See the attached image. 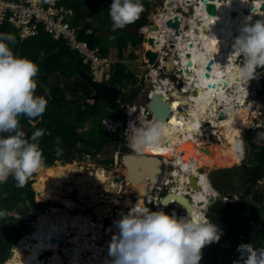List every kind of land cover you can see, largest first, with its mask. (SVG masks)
<instances>
[{"label":"clouds","instance_id":"9594fccd","mask_svg":"<svg viewBox=\"0 0 264 264\" xmlns=\"http://www.w3.org/2000/svg\"><path fill=\"white\" fill-rule=\"evenodd\" d=\"M168 1L171 0H164V6H166V3ZM242 2L249 3L248 0H242ZM253 2L255 4H259L260 8L262 5H264V0H253ZM176 4L177 7H175L174 9L176 14L183 15L187 18L189 13L184 9L186 5H183L178 1H176ZM196 5L197 4L193 3L192 5H189L188 9L192 13H194ZM178 8L180 10H177ZM252 8L253 14L264 15V13H261L259 10H257V8L253 6ZM108 10L110 19L112 21L113 32L118 29H124L127 25L134 24L137 20L140 19L141 14L145 11L142 0H112V3L110 4ZM169 12L170 9L166 8L161 13L168 15ZM152 14H149V17H147L149 21L148 25L142 27L139 31V34H144V42L141 46H143L147 42V32L151 31V27L154 25V23H159V21H157V18L161 15L159 14L157 16V14H155V19H152L150 18ZM89 17L91 16L88 15L87 19ZM75 18L73 19V22ZM169 18L171 17L168 16L165 21H167ZM247 19L251 20V16H249ZM86 23L88 24L87 21ZM0 24H2L1 21ZM2 25L6 27L11 26L20 37L19 31L14 28L8 20H6L5 24ZM171 31L173 32V30ZM159 32H162V29H160ZM32 37H29L26 40ZM112 38L115 39V37ZM174 38H176L175 35H171L169 41L173 42ZM156 39L159 40V38ZM26 40L21 41L23 42ZM15 42L16 37L14 34L0 33V133L7 134L0 138V184L6 183L8 181V178L11 176L16 181V187L23 188L26 185L28 179L34 173L45 167V157L39 147V138L45 134V130L37 129L33 132L30 138H26L25 132L20 130V117L24 116L29 119L41 117L46 110L48 100L44 96L36 95L37 81L35 78L40 71L39 66L35 62L25 57H19L15 55L12 48L10 47V45H14ZM166 47L167 45H164L162 50H157L159 55L162 53H165L167 55ZM233 49V55L242 58V62L237 66L235 75L238 77L239 81L242 84L246 85L248 81L256 78L258 69L264 68V20H257L253 25H246L245 27H243L241 30V34L234 41ZM103 52L106 53L105 50ZM142 53L144 54V52ZM168 59L169 56L166 58V60ZM145 64L148 67L149 63L146 58ZM82 65L88 70V76L96 81L102 82L100 78L95 79L94 77H92L89 68L83 63ZM157 67V64L153 66V68ZM148 69L149 68L146 69L145 66V71ZM163 69L166 73L161 71V73L158 74V81H156V79L153 77V81H156V86H162L159 79L166 78L171 81V79L168 77L170 73L171 75H173L177 72L176 78H179L178 73L181 71L180 69H177L176 71L170 73L167 72L166 67H164ZM112 73L113 69L111 68L109 79H111ZM135 77L138 78L136 74ZM109 79L106 80L103 77L104 82L102 83L112 86L107 83ZM178 80H176V82L174 83L175 87L172 91L166 89V92H168L167 94L169 95V103L174 100L173 96L170 95H172L173 91L177 90V88H179L181 94H186L182 86L179 85ZM139 81L144 82L145 85V88L142 92L145 94L144 97L146 101L144 102V104L147 106V104L151 100L152 94L154 92H157L154 90L155 88L153 87V84L151 82L138 79L134 86L127 85V88L120 89L117 86H113L117 87L119 90L117 109L120 108L121 112L119 117H114V112L117 111V109L115 111L111 110V117L109 119L104 118L102 120V124L107 132L111 135H114V140H118V138L124 137L122 145H126L127 149L129 146V148L135 153H143L149 148L158 146L161 143L163 137L167 134L166 126L159 123L139 127L134 125V120L133 124L127 123L126 113L132 107H136L139 112L142 111L141 106L139 107L137 104H131V100L136 98V96H130L131 94H133H130V90H135L136 88H138ZM169 88L171 87L169 86ZM139 91L140 90H138L137 92L138 94ZM228 91L229 90L226 89L227 93ZM260 91L253 92V94H256ZM169 92L171 93L169 94ZM250 94L251 90L249 95ZM249 95H247L246 101H248V103H252L248 99ZM124 98L126 100H124ZM176 99H179V97H177ZM90 100L92 101L91 97L88 101ZM217 110L218 112H220L223 110V108H217ZM220 117L225 118L227 117V115L223 114L221 116L220 114ZM104 120H110L113 126H116L114 130H108L103 122ZM153 120L154 119H152V121ZM201 132L207 134V130L205 129V127L202 128ZM118 142L119 145L117 148H119V146L121 145V141L118 140ZM56 143L57 145L60 144L59 137H57ZM55 151L57 155H62L61 148L57 147ZM235 152L238 154L240 159L244 158L245 143L242 139L235 142ZM161 159L163 161V168L165 170V163H168V161L164 158ZM119 161L121 163V158ZM124 170L126 169L124 168ZM125 181L127 184L130 183L126 180V176ZM172 184L173 183H171L170 186L167 187V190H172ZM213 190L215 191L216 195L220 194L214 188ZM34 193L36 197V192L34 191ZM155 194L156 189L154 188V191H148L147 195H151V199H153ZM100 195L110 196L119 202L116 193L109 194L106 192ZM230 199L236 201L238 200V197L231 198L230 196ZM134 200L138 201L139 199L134 197ZM101 204L102 203H100V205ZM148 204L157 206L156 211H151L142 202H137L126 215L122 216V219L114 222L115 226L119 230V234L111 236L112 241L109 245V255L113 257L112 264H199L202 258V249L207 245L218 242L222 237L219 226L215 223H212L209 217V213L205 214L207 216L206 218L204 215H201L199 213L193 215L192 212H189L188 215H186L183 210L185 216L178 217L174 213L176 209L172 212L171 215L165 214L164 211L159 210L160 208L158 207V205H160V202H155L154 199L151 200V202H149ZM207 205L211 206L212 203H207L206 206ZM177 207L178 205H176V208ZM48 211H50V209H48ZM9 213L6 214L5 212L0 211V218L4 217L5 215L18 218L16 215H13V211H11L10 215ZM37 217L39 216H36V218ZM42 217L43 216H40L39 219ZM37 222L38 218L36 220L33 219L31 223H29V226L33 227L35 231L38 229ZM60 224H62V222ZM25 236H27V233H25L16 244H20ZM16 244L13 246L14 248L19 246H16ZM237 251L240 253V259L243 264H264V248H254V246L249 243L239 245ZM44 255L48 257L52 255V257H54L53 251L42 252L41 264H44L43 258H46L43 257ZM59 255L65 257L64 251L62 249L59 251ZM66 258L67 256L65 257V259ZM108 259L110 260L111 258L108 257ZM9 260L10 258L8 259V261Z\"/></svg>","mask_w":264,"mask_h":264},{"label":"bare ground","instance_id":"6f19581e","mask_svg":"<svg viewBox=\"0 0 264 264\" xmlns=\"http://www.w3.org/2000/svg\"><path fill=\"white\" fill-rule=\"evenodd\" d=\"M172 1H175L174 8H169L170 12L168 15L161 13L160 20L165 21L168 16L173 18L175 15H178L174 10L175 7H177L176 1H178L183 5L185 4L186 6H183L184 9L191 14H189L190 16H188L186 20L188 28L181 26L182 33L176 37L177 40L175 43H173L174 41H169V37L165 32L166 30L164 31L160 28L162 29V32L151 31L147 34L149 35L148 37L153 39L159 38V41H157L158 43L155 48L152 47V45H149V43H145V49L147 48L146 50L151 51L159 49L162 50L164 45H167L170 46L169 48L172 50L176 46L179 51L178 56L182 62L180 66L182 65V69H186V71L181 70L178 73L179 78L182 77V80L184 81L182 83V88L186 94L181 97V99H174L170 102L172 113L167 120H153L151 122V119L148 117L145 118L146 125L155 123L165 125L167 128V134L163 137L161 142H165V138L170 137L171 144L169 147L165 148L163 144H159L154 148L147 149L145 151L146 153L143 154L155 155L158 157L162 154L174 156L175 162H178L180 165V170L193 173L200 180V193L195 194V202L197 204H207L209 197L216 194L210 185L208 176L205 173H200L197 166L203 165L206 167H212L213 165L225 162L231 165H235L237 162L240 163L242 159H240L238 154L235 152V142L240 140L242 130L245 127H253V119L260 116L263 117L262 123H264V105L261 102H259L256 107H253L254 105H252L250 108H240L239 106H236V114L234 115L232 113L235 104H243L247 95L250 93V81L244 85L235 75L238 66L237 62L240 57L233 55L234 41L241 34L243 27L246 25H253L255 23L254 18L256 16L264 18V15L253 14V12L249 10V5L251 3H243L242 0H216L215 3L220 13L213 17H210L207 13H205L204 3H200L199 0ZM185 1H189V3L186 4ZM193 3L197 4L194 13L188 9L189 5H192ZM255 5L257 10L263 13V9L260 8V5ZM232 10H237L239 12V16L235 20L230 17V12ZM162 16H164V19H162ZM249 16H251V20L247 19ZM233 25L235 26L234 32L231 30ZM204 27H207L205 31ZM171 35L175 34L171 31L170 37ZM170 50L168 49V51ZM186 53H189L191 57L188 58ZM172 57H174V55ZM212 59L215 64L211 68V71H209L207 70L206 65ZM163 61L167 60L163 59ZM153 77L156 81H158V73L154 74ZM174 83L175 82H171L170 80L165 81V87L161 89H159L157 85L154 89L157 91L155 93H160L168 100L169 95L165 92V90L169 89V86L172 87V84ZM226 89L229 90L228 93L226 92ZM174 93H176V91L173 92V94ZM240 95L242 97H240ZM221 100L222 102H220ZM180 102L185 103L183 105ZM220 104H222V106ZM173 105H175V107H173ZM176 107L183 108H181V110H176ZM217 108H223V110L220 111V114H225L224 112H226L229 117H225L227 119H223L221 117L223 120L218 119L219 114H216L218 111ZM147 109V106L143 108L141 107V110L147 111ZM136 112L138 115V110ZM134 118L135 108L132 112L130 109V114L127 117V123L130 124L131 119L133 120ZM191 118L194 120H191ZM173 120L175 121V124L172 123ZM174 126H180L179 130H176ZM204 127L211 135H215L220 132L224 135L222 148H203L204 144L201 143L198 136L203 134L201 130ZM183 152L184 155L181 154ZM41 170L43 172L40 177L41 190L37 195V201L58 202L62 204L65 209H58L56 207L49 208L50 211L48 214L43 216L41 221L38 223V229L32 233V235L30 234L26 236L20 242L17 247V252H14L13 257L6 264H30L34 257L39 256L40 252L48 248L47 246H43L42 242H44L48 237H52L53 234L54 238L59 237L58 234H61L63 231L64 234L67 235V239L72 235V231L75 234V237L70 239V242L74 245V247L70 249L73 251V255L69 264H80V262L87 264V260L82 257L88 254L90 250H92L93 255H91L92 259H90V263H88L98 264L95 259V249L98 248V246H95V241H100V230L103 229V225H98L99 222L94 223L91 221L90 224H88V222L85 223L84 221L88 220L86 216L82 217L81 215H78L73 219L70 218V212L67 211V209L73 206V201L63 197L60 189L63 183L69 182L72 175L80 173L81 169H77L76 165H62L60 163L57 167H44ZM124 174L127 176V170ZM174 176L178 177L176 179L178 186L183 185V181L187 180L186 177H181L176 171L174 172ZM75 181L76 184L80 186L81 191H86L88 190L89 184H92V182H94V188L97 187L98 184L102 186L104 178L100 177L94 179V177L90 175H81ZM132 186L134 187V194H138V201L129 204L125 200V202H118L116 200L106 198L104 200H100L99 206L95 209L99 217L98 220L100 221L103 219L104 215H107L108 217L112 216V212H114L113 205L118 207V216H116L115 220L113 218L111 222V226H114V228H112V230H114L113 235L119 234V230H116L117 227L114 222L122 219L120 218V213L123 215L127 214L125 207L129 206V209H131L137 202H142L145 205V202L149 199V197H146L148 196L147 194L149 191L148 181H142L140 183L135 182ZM151 198L152 196L150 195V199ZM100 203H104V205H100ZM158 207L161 208V204L158 205ZM162 208L164 209V207ZM181 209L183 210L182 207ZM50 213L52 214L50 215ZM182 215L185 216L184 212H182ZM193 215H196V212ZM204 216L207 218L206 215ZM61 222L62 224H60ZM39 230L45 231V234L43 233L40 235ZM46 236L47 238L44 239ZM27 240H32L31 243L35 242V245L26 246L25 243ZM83 241L86 243L92 242L94 245L90 244L89 248L85 249L84 246L86 245L83 244ZM59 243L50 244L52 250L56 252L54 257L51 258L55 264H59V262H61L59 261L60 259L58 254ZM82 244L84 246H82ZM100 250L101 249L99 248L98 252H100ZM102 251L103 257L97 258L102 264H112V262H109V260L107 261V259L108 257L113 259V257H111L108 252L105 255L104 248H102ZM65 256L68 257V254L66 253Z\"/></svg>","mask_w":264,"mask_h":264},{"label":"trees","instance_id":"16d2710c","mask_svg":"<svg viewBox=\"0 0 264 264\" xmlns=\"http://www.w3.org/2000/svg\"><path fill=\"white\" fill-rule=\"evenodd\" d=\"M57 2L76 12L73 24L79 28V38L87 41L90 47L98 45L103 29L112 28L109 27L112 21L108 10L112 0H57ZM153 2L154 0H142L145 11L140 19L124 29L116 30L121 55L128 46L139 48L144 42L139 31L149 23L147 17L150 9L154 7ZM101 12L104 19L103 25L99 28H93L86 23L88 15L98 20ZM40 30L38 35L21 43L18 41L17 32L11 26L0 24V33H12L16 37L15 44L10 45L14 54L25 57L39 66L40 71L35 78L36 95L44 96L48 100L41 117L29 119L21 116L20 125L26 127V138H30L37 129L45 130V134L39 138V147L45 157V164L49 166L65 158L72 160L73 155L68 157L69 149H77L79 154L96 157L103 145L107 144L110 138L114 139V135L109 134L102 124L105 118L103 111L110 107L104 101L89 103L93 89L79 75V72L85 74L88 72L82 61L70 51L64 41L55 42L44 32L43 27H40ZM132 56L135 57L134 54ZM53 77H56L55 83L51 80ZM61 79L65 81L64 85H61ZM137 81L135 74L129 71L125 64L119 62L107 83L127 88V85L134 86ZM262 85L264 86V71ZM135 90L131 97L137 96L138 90ZM120 112L118 108L114 112V117H119ZM89 123L90 128L86 129ZM57 137L60 138L59 145L56 143ZM118 140L123 142L124 137ZM112 142L114 141L110 143ZM57 147L62 149V155L56 154ZM253 148L249 161L238 167L221 168L224 170L217 169L210 173L214 174L210 179L212 187L220 194L228 193L231 198L238 197L239 202L214 203L210 206L209 217L221 230V244L218 248L205 246L199 264H243L237 251L239 245L251 243L254 248H264V185L260 184L264 181V146L253 145ZM33 176L34 174L23 188L16 187V181L11 176L6 183L0 184V197L7 201L8 211H14L13 203L16 199L30 202L38 210L46 206L35 203L36 197L31 180ZM35 188L37 195L40 189L39 181ZM29 211L28 206L23 209L27 215ZM174 213L178 217L183 216L180 212ZM171 214L172 211L168 215ZM25 230L26 224L19 218L8 215L0 218V264L8 261L12 247L23 237Z\"/></svg>","mask_w":264,"mask_h":264},{"label":"rangeland","instance_id":"374dc122","mask_svg":"<svg viewBox=\"0 0 264 264\" xmlns=\"http://www.w3.org/2000/svg\"><path fill=\"white\" fill-rule=\"evenodd\" d=\"M248 2L251 3V0H248ZM153 3H154V7L152 9H150L149 14L155 13L158 16L161 12H163V10L166 9V6H164V0H154ZM177 10H180V9L178 8ZM149 14H148V17H149ZM178 15L180 17H182L181 26H184L185 28H188V26L186 24V22H187L186 20H187L188 17L186 18V17H184V16H182L180 14H178ZM103 16H104L103 12H101L99 18L100 19H104ZM188 16H190V15H188ZM257 20H264V18L261 17V16H256L254 18V22H256ZM128 34H129V32H128ZM169 39H170V36H169ZM18 41L22 43V41H21V39L19 37H18ZM144 45L141 46L143 48L139 47L136 50H137V55L145 62L144 54H142V52H144V50H146ZM167 47H166V50H167V53H168L167 55H169L168 49L170 50V48H169V46H167ZM141 50H142V52H141ZM109 55L112 58L113 55H118V51L117 50H114L112 52L109 51ZM140 58H138V59H140ZM120 61H121V59H120ZM136 62H138L139 64L141 63L140 60H137ZM241 62H242V58L240 57L238 62H237L238 65ZM145 66H146V69H147V65L144 63V65H142L140 71H138V74H137L138 76L140 75V73H144L145 72ZM110 67L112 68L113 64H111ZM263 71H264V68L258 69L256 78H254V79H252L250 81L251 94L249 95L248 99H249L250 102H253L255 104V107L257 106V104L259 102H261L264 105V86L262 85V81H261V77H262ZM176 73H174L173 75H171V73H170V75H168V77L173 82H176V80L179 79L178 80V81H180L179 85H181L184 81L182 80V77L181 78H176L177 77ZM87 74H89V73L87 72ZM164 76H162V77H164ZM100 79L102 80V82H104L103 81V77L100 78ZM51 80H53V82L55 83L56 82V77H53ZM64 83H65V81L61 79V85H64ZM144 88H145V85L143 84V82L139 81L138 82V88H136L137 90H140L139 94L136 96V98L131 100V104H137L139 107L141 106L142 108L146 106L144 104V102L146 101V99L144 97L145 94L142 92ZM146 89H147V87H146ZM130 91H131L130 92V94H131V93H134L136 90L135 91L134 90H130ZM175 91H176V93H174L175 95H173L174 99H176L177 97H179L181 99V97H183L185 95V94H181L180 93L179 88H177V90H175ZM257 91H260V92H258L256 94H253V92H257ZM101 102H103V101H101ZM220 102H222V100ZM89 103H93V100L92 101L90 100ZM180 103L184 105L185 102H180ZM220 105L222 106V104H220ZM252 105H253L252 103H248V101H246V100H244L243 104L236 103L234 109L232 110V113L234 115L236 114V111H237L236 106H239L240 108H250ZM134 108H136V107H132L131 108V112L133 111ZM181 108H183V107H176V110H181ZM111 112L112 111L110 110V108H107V109H105L103 111V114H105L104 116H105L106 119H109L111 117ZM138 113H139V111H138ZM217 113L219 114L218 119H221L220 112L217 111L216 114ZM224 113L226 114V112H224ZM129 114H130V110L126 113L127 117H128ZM226 115L229 117L228 114H226ZM227 118H225V119H227ZM262 119H263L262 116L254 118L253 119V127H249V128L245 127L242 130V132H241L240 139H242L244 141V143H245L244 160H242L243 162L242 161L240 162L241 164L244 163V162L249 161V159L251 158V154L254 151L253 145H256L258 147L264 146V123H262L263 122ZM145 121L142 123L143 125L146 123ZM90 125H91L90 123L87 124L85 128L89 129ZM20 126H21L20 130L25 132L26 127L22 126V125H20ZM179 127L180 126H174V128L176 130H179ZM3 136H5V134L0 133V138H2ZM223 136L224 135L221 132L217 133L215 135H211L209 132H207V134L203 133L201 136H198V139L201 141V143L204 144L203 148H210V147L222 148V146H223L222 145V143H223L222 140L224 139ZM108 141L109 142L107 144L103 145L104 147L102 148L100 153L97 154L96 157H90L88 155L79 154L77 152V149H75L76 151L72 150V149H69V151H68L69 156L68 157L73 155V159L72 160H70V158L69 159L65 158V159L56 161L54 163V165L50 166V167H54V166L57 167L63 161L66 165L67 164L76 165L77 169H81V172H80L81 174L80 173L73 174L71 179L69 180V182L63 183L61 185V187H60L62 195H64L63 197H66V198L68 197L72 201H74L73 202V206L71 208L67 209V211H69V212L71 211L70 215L72 217H74V218L77 216V213H84L89 221L97 223L99 217H98L97 212L95 211V209H96L97 206H99V202H98V201H100L99 195L102 194V193H106V192L109 193V194L116 193L120 202H122V201L125 202L126 201L129 204H131V203L136 201V200H134V197L138 196V194H134L135 193L134 192V187L132 185L131 186L130 185L127 186L125 183H122V181H121V173L122 172L125 173L126 170H122V168L118 164V163H120L119 162V160H120V153L119 152L120 151H118V149H117V147L119 145V142L114 143L115 141H118V140H114V139H111V138ZM111 141H114V142L110 143ZM119 141H121V140H119ZM122 143L123 142L121 141V145H122ZM160 144H163L164 148L165 147H169V145L171 144V138L170 137H166L165 138V142H161ZM115 150L118 151V152L114 153ZM181 154L184 155V152L181 153ZM162 155H168V154H162ZM168 157L169 158L160 156V158H164L165 160L168 161V163H165V170H164V172L166 173V176L164 178L162 177L163 180L161 179V183L164 182V180L166 178H169L170 181H172L171 183H173L172 186H175V185H177L176 179L178 178V177L174 176L175 168L177 169L178 172L181 171L183 173V174L180 173L181 177H185L189 172H184V171L180 170V165H179L178 162L174 161L175 160L174 156H171V155L169 156L168 155ZM237 164H239V163L237 162ZM237 164H235L236 165L235 166V165H231V164H228V163L225 162V163H220V164H217V165H213L212 167H206V166H203V165H199L197 167H198V170H199L200 173H205L209 177V181H210L211 177L214 176V174L210 175L211 172H213V171H215L217 169L224 170V169H229V168H233V167H238V166L241 165V164L240 165H237ZM176 165H177V167H176ZM221 168H224V169H221ZM168 172H169L170 176H168ZM42 173H43L42 170H39L36 173H34V176L31 178V180L33 182L32 183V189L35 192H36L35 186L37 184V181H39V183H40V177H41ZM81 175H83V176L84 175H90V176L94 177V179L103 177L104 178L103 185L101 186L100 184H98V186L94 188V182H93V184H89L88 190H86V191H81L79 188H76V190L74 191V189H72V188L76 184L75 180L78 179V177L81 176ZM112 180H114L113 183H112ZM260 184L264 185V181H261ZM76 185H78V184H76ZM185 186L186 185H184L183 193L187 192ZM40 188H41V183H40ZM72 191H74V192H72ZM220 195H222V194H220ZM235 198H236V196H235ZM34 200H35V203L41 204V205L42 204H46V206H42V207H40V210H38L35 205L31 204L30 202L26 203L25 200L24 201L23 200H21V201L19 200L18 201V199H16V201H14V203H13V207H14L13 215H16L18 218H21L26 223V230L24 232H26L27 235L34 231V228L29 226L30 225L29 223H31V221L33 219L36 220L38 218V223H39L40 222V219H39L40 216L47 215L48 212H49L48 211L49 208L56 207V206L50 207L51 205L49 203L50 202L52 203L54 201L39 202V201L36 200V198H34ZM113 200H115V199H113ZM93 201L95 203H93ZM79 203H80V205H78ZM59 204L60 203L57 204L58 207H56V208L65 209L64 206L60 207ZM83 204L84 205L87 204V205L85 207H83ZM145 205L151 211H156V209H157V206L149 205L147 202H146ZM26 206H28L30 208L29 215H27V214H25L23 212V209ZM6 208H7V201L3 197H0V209L2 211H4L6 214L10 212L9 213V215H10L11 211H8ZM86 209H87V211H85ZM203 209H205V213L206 212L209 213L210 205H207ZM159 210H162V209L160 208ZM125 211H130L129 206L125 207ZM169 212H171V210ZM169 212L166 211L165 214H169ZM175 212H180V215H181L182 210L178 206L176 208ZM117 213L118 212H116L114 214L117 215ZM36 216H39V217L36 218ZM114 219H115V217H114ZM106 226H107L106 223H104V230L100 231V235L102 236V238L100 236L99 244L102 243L101 239L105 240V242H110V240L112 238L111 235H113V234H110V231H109V233H107L105 231L107 229ZM109 229L110 230L112 229L111 222H110V226H109L108 230ZM31 235H32V233H31ZM72 236H74V233H72ZM85 236H87V235H85ZM221 236H222V234H221ZM220 244L221 243H220V240H219L218 242H215L213 244L207 245V247H216V248H218L220 246ZM92 245H94V244H92ZM17 247H15V248L13 247L12 250L14 249V252H17ZM60 247H61L60 249H62L64 251L65 249L69 250L70 248H73L74 245L69 242V239H64L61 242V246ZM101 248H104V244L101 245ZM52 251H53V254L55 255V251L52 250L51 247L47 251H44V252H52ZM91 253H92V250H90L89 254H91ZM39 255L41 257L42 252H40ZM43 257H46V258H44V261H43L44 264H55L52 260H50L52 255L50 257L44 255ZM65 257L59 255V259L60 260L59 259L58 260L61 261V262H59V264H69L70 259L68 257L65 259ZM85 257L87 259L89 258V261H90V259H92V257H89V255H87V254L85 255ZM9 258H10V254H9ZM95 259L97 260L98 258L96 257ZM108 260L109 259H107V261ZM37 261H39V262L36 263ZM40 262H41L40 259L33 258L31 260L30 264H40ZM109 262H112V259H110Z\"/></svg>","mask_w":264,"mask_h":264},{"label":"water","instance_id":"95a60500","mask_svg":"<svg viewBox=\"0 0 264 264\" xmlns=\"http://www.w3.org/2000/svg\"><path fill=\"white\" fill-rule=\"evenodd\" d=\"M186 2V1H185ZM200 3H204V10L205 13H207L208 16L213 17L220 13L218 10V7L216 5V0H199ZM189 1L186 2L188 4ZM252 4V5H251ZM251 4L249 5V10L253 12V7L257 8L254 4L253 0H251ZM175 5V1H168L166 3V8H173ZM264 13V5L261 6ZM190 14V13H189ZM191 15V14H190ZM239 16V12L237 10H232L230 12V17L232 19H237ZM181 17L178 15L174 16L171 19H168L166 21L165 25L168 29L173 30L175 37H178L182 33L181 28ZM204 31L207 27H204ZM233 32L235 31V26H232L231 29ZM151 31H160L159 23H154V25L151 27ZM143 37V33L140 34ZM176 38L173 39L174 42H176ZM156 38H147V43L149 45H152V47L155 48L156 44L158 43ZM168 54V53H167ZM174 55V57H172ZM179 55L178 49L175 48L169 51V55H166L165 53H162L159 55L157 50L151 51V50H145L144 56L148 60L149 65L155 66L156 64L160 68H167V72H174L177 69H180L182 71H186V69H182V64ZM187 57L190 58V54L186 53ZM169 56V59L167 61L166 58ZM175 58V59H174ZM179 58V59H178ZM179 64V65H178ZM215 64L214 60H210L208 64L206 65L207 70L211 71V68ZM79 75L88 83V85L93 89V95L91 96V99L97 103L100 101H104L107 103L110 107V110L115 111L118 107V99H119V90L117 87L105 85L100 81H96L90 76L79 72ZM209 75V74H207ZM147 111L142 110L139 112L138 115H135L134 122L137 124V127L144 126L142 123L145 121V118L154 119L156 121H165L167 120L172 113V108L167 99L163 97L160 93H153L151 100L147 104ZM223 113L221 114V116ZM191 120H194L191 118ZM128 152L124 154L121 157V164L123 167L127 170V176L126 180L130 182L131 184H134L135 182L140 183L142 181H148V190L149 192L154 191L155 185L159 182L160 176L163 172V161L160 157L155 155H145L143 153H135L133 152L129 146H128ZM221 156V155H220ZM62 165H65V163L62 161ZM45 167H50L49 165L45 164ZM187 182L185 181V184H187L186 190H188L186 193L178 194L174 190H167V188L164 189V192L166 193L164 197L161 199L160 204L164 208H169L171 204L178 205L183 208L186 215H188L189 212H192L193 214L195 211L202 210V208L206 207L205 203H199L197 204L194 200V196L197 193H200V180L197 178L196 175L193 173H189L187 176ZM202 192V191H201ZM239 200L233 201L230 199V195L228 193H224L222 195H214L212 197H209L208 203H225V204H233L237 203ZM200 208V209H199ZM203 211V210H202ZM205 213V210L203 211ZM207 213V212H206ZM205 213V214H206ZM123 214L120 213V218H122ZM62 227V225H61ZM63 228V227H62ZM67 238V235L64 233L59 235L57 238H50V243H59L60 239ZM34 241V240H33ZM19 245L16 244V246ZM107 252L109 253V248H107ZM14 253V250H11L10 252V259L12 258ZM6 264V263H5Z\"/></svg>","mask_w":264,"mask_h":264},{"label":"built area","instance_id":"2783aa9c","mask_svg":"<svg viewBox=\"0 0 264 264\" xmlns=\"http://www.w3.org/2000/svg\"><path fill=\"white\" fill-rule=\"evenodd\" d=\"M75 16L73 9L60 5L56 0H0L1 23L5 24L6 20H8L19 31L21 40L38 35L41 32L40 27H43L44 32L55 42L62 40L68 45L70 51L76 54L82 63L89 68L92 77L95 79L104 77L108 80L111 69L108 71L107 69L112 64L110 57L103 52V48L99 46L90 47L87 41L79 38V28L73 25ZM147 68L149 69L144 73H140L139 76L136 73V76L139 80L151 82L153 87L156 88V81H153V76L156 73L160 74L161 71L165 72V70L160 67L153 68L150 65ZM159 80L162 86L158 87L161 89L165 87V81H168V79ZM174 87V84H172V87L168 90L172 91ZM104 124L108 130H114L116 127L113 126L110 120H104ZM165 176L166 173L164 172L155 186L156 194L153 199L158 203L162 199L161 195L166 194L164 189L169 187L172 182L169 178H166L161 183L162 177L164 178ZM168 176H170L169 172ZM75 187L80 189L78 185H75ZM163 211L165 212V210Z\"/></svg>","mask_w":264,"mask_h":264},{"label":"flooded vegetation","instance_id":"af4514ba","mask_svg":"<svg viewBox=\"0 0 264 264\" xmlns=\"http://www.w3.org/2000/svg\"><path fill=\"white\" fill-rule=\"evenodd\" d=\"M162 14H164V13H162ZM162 19H164V16H162ZM157 21H159L160 28H162L164 31L166 30L165 32L167 33V35H168V37H169V36H170V33H171V30L168 29V28L165 26V23H164V22H166V21H162V20H160V16L157 18ZM150 32H151V31L147 32V34H149ZM147 36H149V35H147ZM136 111H137V109L135 108V115H137V114H136V113H137ZM133 120H134V119H133ZM133 120L131 119V122H130V123L133 124ZM135 125L137 126L136 123H135ZM142 125H143V124H142ZM144 125H146V124H144ZM117 149H118V151H120V152H119V153H120V158H121V156H123V154H125V153L127 152V150H128L126 145H120L119 148H117ZM124 150H126V152H125ZM118 151L115 150L114 153H117ZM143 153H146V152L144 151ZM160 156H163V157L169 158L168 155H160ZM160 156H159V157H160ZM119 162H120V161H119ZM118 164H121V163H118ZM119 166H121L122 170H124V168L122 167V164L119 165ZM175 171L178 172L176 168H175ZM163 173H164V168H163ZM178 173H179V175H180V173L183 174L181 171L178 172ZM123 174H124V173L122 172V173H121V181H122V183L127 184L126 181H125V176H124ZM180 176H181V175H180ZM174 182H175V181H174ZM183 182H184V184L181 185V186H178V184L175 185V186H172V190H174L176 193H183V191H184L185 181H183ZM176 183H177V182H176ZM75 185H76V184H75ZM129 185H132V184H131V183H128L127 186H129ZM74 188L76 189L75 186H74ZM74 188H73V189H74ZM40 190H41V188H40ZM40 190H39V192H40ZM39 192H38V193H39ZM72 192H73V191H72ZM37 195H38V194H37ZM70 195H71V194H70ZM70 195H69V196H70ZM164 195H165V194H163V195H161V196L164 197ZM63 196H64V195H63ZM99 196H100V200H104V199H106V198H108V199L110 198L111 200H113L112 197H110V196H105V195H99ZM149 196H150V195H149ZM149 196H146V197H149ZM135 197L138 198L137 196H135ZM36 198H37V197H36ZM65 198H66V197H65ZM67 199H70V198L67 197ZM36 200H37V199H36ZM70 200H71V199H70ZM151 200H153V199H151ZM151 200H150V197H149V199L147 200V203L151 202ZM194 200H195V199H194ZM47 202H48V201H47ZM73 202H74V201H73ZM90 202H91V201H90ZM98 202H99V201H98ZM93 203H95V202L93 201ZM145 203H146V202H145ZM49 204L51 205L50 207H52V206H56V207H58V205H57L58 203H57V202H52V203L50 202ZM74 204H75V203H74ZM78 205H80V203H79ZM86 205H87V204H85V205L83 204V207H85ZM101 205H104V203H102ZM60 206L63 207V205H61V204H60ZM70 208H71V207H70ZM117 208H118V207H117L116 205H113V211H114V212H112V216L108 217L107 215H104L102 220H100V221L98 220V222H99L98 225H100V224L103 225V229H101V230H104V223H106V225H107V226H106L107 229H106L105 231H106L107 233H109V231H110V234H114V230H112V229H111V230H110V229L108 230V228H109V226H110V222H112V219H113L114 217H115V219H116V216H118V213H117V215L114 214V213L117 212V210H118ZM161 209H162V207H161ZM170 209H173V210H171V211L173 212V211L176 209V205H174V204L172 203L171 206H170L169 208H166V209H164V210H165V212H166V211L168 212V211H170ZM180 209H181V207H180ZM199 209H200V208H199ZM70 210H71V209H70ZM162 210H163V209H162ZM181 210H182V209H181ZM202 210L204 211L205 209L202 208ZM202 210H198V211H195V212H196V214L199 213V214H201V215H205V213H204ZM85 211H87V209H86ZM85 211H84V212H85ZM70 212H71V211H70ZM128 212H129V211H127V213H128ZM182 212H183V210H182ZM51 214H52V213H50V215H51ZM181 214H182V213H181ZM78 215H81L82 217H85V214H84V213H77V216H78ZM104 217H105V218H104ZM70 218L73 219L74 217H72V216L70 215ZM70 218H69V219H70ZM41 219H42V218H40V221H41ZM104 219H105V220H104ZM115 219H114V220H115ZM84 222H85V223L88 222V224H90V221H89V220H85ZM101 222H102V223H101ZM37 224H38V222H37ZM112 228H114V226H112ZM101 230H100V231H101ZM116 230H118V229L116 228ZM34 231H35V230H34ZM34 231H33V232H34ZM70 232H71V231H70ZM43 233L45 234V231H43V230H39V234H40V235H42ZM63 233H64V231H63L61 234H63ZM72 233H73V231H72ZM61 234H58V235H61ZM116 235H118V234H116ZM111 236H112V235H111ZM52 237L54 238V234H53ZM73 237H75V234H74V236L71 235L70 238H68V239H69V242H70V239L73 238ZM101 237H102V236H101ZM109 237H110V236H109ZM45 238H47V236L44 237V239H45ZM49 239H50V237H48L47 239H45L44 242H42V245H43V246H45V247L47 246V247H48V248H47L46 250H44V251H47V250L51 247V245H50L51 243H50V240H49ZM65 239H67V238H65ZM63 240H64V239H60L58 253H59V251L61 250V249H60V246H61V242H62ZM31 241H32V240H27V241H26V246H32V245H35V242L31 243ZM111 241H112V240H110V242H111ZM101 242H102V243L99 244V242L95 241V246H98V248L95 249V251H96V257H103V251H102V248H101V245H102V244H104L105 254L107 253V251H106L107 248H109L110 242H105V240H103V239H101ZM70 243H71V242H70ZM71 244H72V243H71ZM83 244L86 245V246H84ZM83 244H82V246H84L85 249H88L89 246H90V244H93V243H92V242H90V243H89V242L86 243V242L83 241ZM99 248L101 249L100 252H98ZM51 249H52V248H51ZM70 249H71V248H70ZM70 249H69V250L65 249V250H64V251H65L64 253H65V254L67 253V254H68V258H69L70 260H72L71 257H72V255H73V251L70 250ZM44 251H42V252H44ZM55 254H56V252H55ZM87 255H89V257H91V255H93V254H92V253H91V254L88 253ZM34 258H38V259L41 260L40 255H39V256H36V257H34ZM51 258H53V257H51ZM51 258H50V260H52ZM82 258H84V259L87 260V264L90 263L89 258L87 259V258L85 257V255H84ZM43 259H44V258H43ZM38 262H39V261H37L36 263H38ZM88 262H89V263H88ZM97 262H98V264L101 263V261H100L99 259H97ZM80 264H84V263L80 262Z\"/></svg>","mask_w":264,"mask_h":264},{"label":"crops","instance_id":"0c3cea01","mask_svg":"<svg viewBox=\"0 0 264 264\" xmlns=\"http://www.w3.org/2000/svg\"><path fill=\"white\" fill-rule=\"evenodd\" d=\"M155 13H153L151 15L150 18L152 19H155ZM102 19H99L96 20L95 18H92V17H89L87 19V22H88V25H90L91 27L93 28H99L102 24ZM108 25V22H106V26ZM109 27H112V24L109 26ZM149 32V31H148ZM102 36H101V39L98 43L97 46L103 48L106 53L109 55V51L112 52L114 50H117L118 51V55H113L112 58L111 56L109 55L111 61H112V64H113V67L112 69L115 70V67L116 65L119 63V62H122L123 64H125L128 68L129 71H132L134 74H136V72L138 73V71H140L142 65H144V61L137 55V50L138 48H134L132 46H128L126 49H124V51L122 52V55H121V51H120V48H119V42H118V35H117V31L113 32L112 31V28H105L103 29L102 31ZM112 37H115V39H113ZM147 43V42H146ZM145 46V45H144ZM147 49V48H146ZM161 50V49H159ZM135 55V57H133L132 55ZM141 54V53H140ZM143 54V53H142ZM140 58V59H138ZM121 59V61H120ZM137 60H140L141 63L139 64L138 62H136ZM111 67L108 69L110 70ZM144 84V82H143ZM182 86V84H181ZM120 89L123 88L118 86ZM175 92V90L173 91ZM232 93V92H230ZM174 94H172L173 96ZM240 97H242L240 95ZM252 104L254 105L255 107V104L252 102ZM224 119V118H223ZM222 120V119H220ZM244 160V158L242 159ZM243 162V161H242ZM241 163L237 164V165H240ZM236 166V165H235ZM209 178V177H208ZM38 194V193H37ZM37 197V195H36ZM222 234V233H221ZM30 235V234H29ZM28 236V235H27ZM26 237V236H25ZM24 237V238H25Z\"/></svg>","mask_w":264,"mask_h":264},{"label":"snow or ice","instance_id":"6c2138e0","mask_svg":"<svg viewBox=\"0 0 264 264\" xmlns=\"http://www.w3.org/2000/svg\"><path fill=\"white\" fill-rule=\"evenodd\" d=\"M173 107H175V105H173ZM172 123L175 124V121L173 120Z\"/></svg>","mask_w":264,"mask_h":264}]
</instances>
